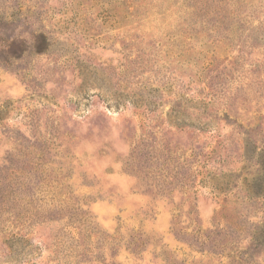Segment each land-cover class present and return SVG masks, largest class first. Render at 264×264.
I'll list each match as a JSON object with an SVG mask.
<instances>
[{
	"label": "rangeland",
	"instance_id": "1",
	"mask_svg": "<svg viewBox=\"0 0 264 264\" xmlns=\"http://www.w3.org/2000/svg\"><path fill=\"white\" fill-rule=\"evenodd\" d=\"M0 264H264V0H0Z\"/></svg>",
	"mask_w": 264,
	"mask_h": 264
}]
</instances>
